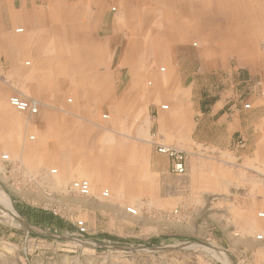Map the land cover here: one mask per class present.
<instances>
[{"label": "crops", "instance_id": "crops-1", "mask_svg": "<svg viewBox=\"0 0 264 264\" xmlns=\"http://www.w3.org/2000/svg\"><path fill=\"white\" fill-rule=\"evenodd\" d=\"M108 4L0 0V142H19L28 122L27 131L36 135L31 146L35 154H17L19 146H7L25 173L58 167L69 179L85 175L93 182L98 181L96 175H103L104 182L114 175L111 181L132 183L141 196H152L157 189L164 201L170 196L182 206L190 197L172 196L173 185L166 178L191 175V183L176 186L175 193L188 190L196 196L199 211L206 198H217L209 202L208 215L225 223V237L251 241L256 264H264L263 242L255 238L264 236L256 218L264 211V73L230 71L222 91L209 89L211 98L205 101L194 81L198 75L185 74L177 65L194 58L191 39L216 32V17L226 8L216 7L215 0H167L160 9H125L123 24ZM140 15L137 36L122 46L121 30ZM215 36L224 40L221 32ZM160 63L166 64V75L151 72L152 65ZM194 63L209 68L200 54ZM148 77L165 82L169 111L159 108L158 98L144 94ZM256 83L262 95L248 93ZM14 95L37 101L38 113H21L26 121L22 116L13 119L7 101ZM104 106L117 109L112 122L101 120L98 109ZM161 144L184 151V175L170 174L169 158L156 151ZM203 147L212 154L210 163L199 155Z\"/></svg>", "mask_w": 264, "mask_h": 264}, {"label": "rangeland", "instance_id": "rangeland-1", "mask_svg": "<svg viewBox=\"0 0 264 264\" xmlns=\"http://www.w3.org/2000/svg\"><path fill=\"white\" fill-rule=\"evenodd\" d=\"M165 1L167 0H156L146 5L139 0H108V7L113 14L121 15L129 8L142 12L145 5L147 8L160 9L165 6ZM215 6L226 8L225 14L216 17V32L208 34L207 38H192L190 48L194 58L177 64L185 74L198 75L194 81L203 92L201 97L205 101L211 98L208 97L209 89L213 92L216 87L219 92L222 91L230 71L243 72L244 75L250 72L264 73V0H215ZM140 17L141 15L132 17L128 29L121 30L122 46H125L131 36H137L138 32L134 29L139 28ZM120 23H125L122 15ZM219 32L224 35V40L216 38L215 34L218 35ZM213 35L215 37L212 38ZM212 49H216L215 56H212ZM198 54L200 60H207L208 69L203 64L194 63ZM213 58L216 63L219 62L217 69L212 66ZM223 65L227 67L224 68ZM151 72L166 75V64L152 65ZM192 82V78L187 79L186 86ZM165 87V82L161 84L153 77L144 81V94L158 98L160 109L162 106H169L166 101L169 90ZM258 89L259 85L256 83L250 86L248 93L262 95L257 92ZM8 107L14 114L11 115L13 119L15 116H22L26 121L24 114L9 103ZM153 107L150 103L149 110L154 116ZM161 110L167 112L169 108ZM117 113V109H108L107 106L102 110L98 109L101 120L106 122L116 119ZM27 123L24 122L22 141L0 142V190L10 202L7 205L0 199V264L258 262L253 256L255 248H252L251 241L225 237V223L208 215L212 211L208 207L209 202L216 201L217 198H206V206L199 211L195 203L196 196L192 198L188 190L185 193L182 190L175 193L176 186L182 188L191 183V175L178 178L179 180L174 176L173 179L166 178L169 179L168 184L173 185L172 196L184 194V197H190L188 203L182 206L175 204L176 200H171L170 196L164 201L165 197L157 189L153 195L151 193L152 196H141L140 192L134 190L132 183L120 185L111 181L114 180V175L107 176L105 182L103 175H96L97 182L85 175L69 179L58 167L38 173L18 174L15 169L20 166V162L13 161L7 146H19L15 152L17 154L19 151L35 154V148L31 146L36 141V135L31 130L27 131ZM32 136L34 139L30 140L29 137ZM3 155L8 156L7 161L2 160ZM199 155L205 162L212 157L207 147H203ZM54 170L55 173H51ZM77 180H87L90 183L88 196L79 195L70 189L72 182ZM164 180L165 178L162 179ZM104 191L108 192V196H103ZM256 218L259 229H264V211H258ZM258 236L263 234H257L255 238ZM262 242L260 245L264 248V240ZM245 248L249 252L243 251ZM230 250H233V255L229 253Z\"/></svg>", "mask_w": 264, "mask_h": 264}, {"label": "built area", "instance_id": "built-area-1", "mask_svg": "<svg viewBox=\"0 0 264 264\" xmlns=\"http://www.w3.org/2000/svg\"><path fill=\"white\" fill-rule=\"evenodd\" d=\"M114 10V8H113ZM18 31H21L19 29ZM164 71V69H161ZM8 103L11 107H13L15 110H17L20 113H29L31 115H35L38 113L39 110V103L33 99H25L19 95H14L11 96L8 99ZM250 106L249 104H245L244 108L248 109ZM162 109H167V106H162ZM105 117V116H104ZM33 137H30L32 139ZM157 153L162 154L169 158L170 160V172L173 173L174 175H184L186 173V155L184 151L181 149L174 147V146H169V145H158L156 148ZM2 160L7 161L8 156L3 155ZM15 171L18 174H26L21 167H17ZM51 173H55L54 171H51ZM70 189L79 195L82 196H88L90 194V183L87 180H77L72 182ZM103 196H108V192L104 191ZM134 213L133 211H131ZM83 231V230H81ZM258 240H264V236H258Z\"/></svg>", "mask_w": 264, "mask_h": 264}, {"label": "bare ground", "instance_id": "bare-ground-1", "mask_svg": "<svg viewBox=\"0 0 264 264\" xmlns=\"http://www.w3.org/2000/svg\"><path fill=\"white\" fill-rule=\"evenodd\" d=\"M0 199L5 202L7 205H10L9 199L6 197L5 193L0 190ZM0 200V201H1ZM4 203V204H5Z\"/></svg>", "mask_w": 264, "mask_h": 264}, {"label": "water", "instance_id": "water-1", "mask_svg": "<svg viewBox=\"0 0 264 264\" xmlns=\"http://www.w3.org/2000/svg\"><path fill=\"white\" fill-rule=\"evenodd\" d=\"M29 232H31V233H35L34 231H32V230H29Z\"/></svg>", "mask_w": 264, "mask_h": 264}, {"label": "trees", "instance_id": "trees-1", "mask_svg": "<svg viewBox=\"0 0 264 264\" xmlns=\"http://www.w3.org/2000/svg\"><path fill=\"white\" fill-rule=\"evenodd\" d=\"M59 227H61V225Z\"/></svg>", "mask_w": 264, "mask_h": 264}]
</instances>
